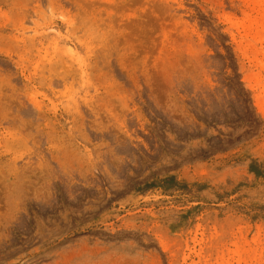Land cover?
<instances>
[{
	"label": "rangeland",
	"instance_id": "1",
	"mask_svg": "<svg viewBox=\"0 0 264 264\" xmlns=\"http://www.w3.org/2000/svg\"><path fill=\"white\" fill-rule=\"evenodd\" d=\"M0 264H264V0H0Z\"/></svg>",
	"mask_w": 264,
	"mask_h": 264
}]
</instances>
